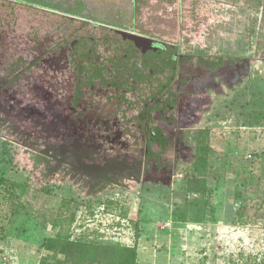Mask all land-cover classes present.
Returning <instances> with one entry per match:
<instances>
[{
    "label": "rangeland",
    "instance_id": "obj_1",
    "mask_svg": "<svg viewBox=\"0 0 264 264\" xmlns=\"http://www.w3.org/2000/svg\"><path fill=\"white\" fill-rule=\"evenodd\" d=\"M97 24L134 25L182 56L168 78L154 73L153 89L123 84L129 99L170 102L152 113L168 140L159 160H145L140 145L120 149L134 157L125 165L88 167V148H75L81 132L52 128L68 114L57 100L74 68L54 76L47 57L84 39L91 59L108 63L116 43L104 44L112 34ZM141 103L113 118L122 139L140 138ZM204 141L212 153L200 172L194 148ZM91 149L100 166L111 159ZM263 175L264 0H0V264L80 263L46 254L65 242L136 245L137 264H260ZM184 208L187 222L174 223Z\"/></svg>",
    "mask_w": 264,
    "mask_h": 264
},
{
    "label": "flooded vegetation",
    "instance_id": "obj_2",
    "mask_svg": "<svg viewBox=\"0 0 264 264\" xmlns=\"http://www.w3.org/2000/svg\"><path fill=\"white\" fill-rule=\"evenodd\" d=\"M97 25L100 29L112 34L111 38L108 37L104 41V44L110 40L116 43L112 49L114 51L113 58H110L108 63L101 64L96 59L92 60L93 48L90 44H84V39H76L69 44L58 45L51 50L47 57L50 59L49 64L54 71V76L59 71L65 72L70 67L74 68V72L68 76L66 81L67 93L64 105L57 100V105L68 111V114L62 120L59 115H56L52 121V128L67 132H81L75 148L78 149L80 146L88 148L84 157L89 162L85 165L88 167L93 165L97 168H113L117 162L125 165L128 163V159L133 160L134 157L130 156L129 158L127 154L121 157L120 149L139 147L140 145L143 146L141 153L145 160H159L164 152L153 157L149 156L147 148L154 143L153 137L156 131L161 132L166 147L168 140L159 125H150L153 123L152 113L155 110L166 113L171 108L170 102L164 97L162 106L155 107L156 105L152 102L156 98L154 93L149 94L147 100L144 99V101L135 98L129 99L126 96L128 88H123V84H126L131 78L133 84L141 83L147 88L153 89L154 73L167 74L166 78H168L170 73L177 72L175 63L182 56L177 57L174 46L166 45L135 32L134 25L128 24L125 27L110 25L106 28L101 24ZM122 33L138 38L132 40ZM87 42L94 43V39L89 38ZM81 55L86 59H80ZM126 73L128 76H125ZM131 89L136 88L130 84ZM161 90H163L162 97L169 95L168 93L164 94L167 90L166 84L162 83ZM157 94L160 93L157 92ZM158 96L156 100L160 98V95ZM138 102H142L143 110L134 117V120L141 135L139 139L131 142L122 139V131L118 129L119 124L113 118L124 103H127L125 106V110H127L138 106ZM91 148L100 151L109 149L111 159L102 157L103 159L98 161L104 160L105 162L100 166L97 159L93 157Z\"/></svg>",
    "mask_w": 264,
    "mask_h": 264
},
{
    "label": "trees",
    "instance_id": "obj_3",
    "mask_svg": "<svg viewBox=\"0 0 264 264\" xmlns=\"http://www.w3.org/2000/svg\"><path fill=\"white\" fill-rule=\"evenodd\" d=\"M137 0H133V6L135 8V2ZM194 139H199V132H196L193 136ZM154 143H152V146L148 147L149 150V156H159V154L165 152L166 150V142L164 141V138L162 137V134L160 131L155 132ZM195 152L197 154L196 156V169L200 172H206L209 166V154L212 153V149L208 146L207 143L199 142L195 146ZM261 179H264L261 177ZM199 189L196 190V192L201 193V187H198ZM171 219L174 223H185L187 222V213L186 209L182 210H175L171 214ZM229 220V218H228ZM206 221V219L200 218L198 222L203 223ZM212 223H216L217 219L212 218ZM103 250L100 248L91 245L90 243H80L76 242L73 244L70 243H64L63 245H51L46 250V254L52 253L54 251H59L62 256V260L64 262H68L69 259H74L77 257V261H80L78 264H137V247L134 245V247H124L121 245H106L102 247ZM76 261V262H77ZM260 264H264V255L262 257V260L260 261Z\"/></svg>",
    "mask_w": 264,
    "mask_h": 264
},
{
    "label": "crops",
    "instance_id": "obj_4",
    "mask_svg": "<svg viewBox=\"0 0 264 264\" xmlns=\"http://www.w3.org/2000/svg\"><path fill=\"white\" fill-rule=\"evenodd\" d=\"M217 222H218V221H217ZM217 222L214 223V224L212 223V225H211V227H210L212 231H213V229H214V226H215V227L218 226ZM218 223H219V222H218ZM230 229L233 230L234 228L232 227V228H230ZM214 240H216V241H214ZM222 240H223V237H220V236H219V237H216V238H214V239L211 240L212 243H210L209 245L211 246V245H213V244L215 243V244L219 247V246H220L219 243H221ZM206 245H207V244H206ZM220 248H222V247H220ZM222 249H223V248H222Z\"/></svg>",
    "mask_w": 264,
    "mask_h": 264
},
{
    "label": "water",
    "instance_id": "obj_5",
    "mask_svg": "<svg viewBox=\"0 0 264 264\" xmlns=\"http://www.w3.org/2000/svg\"><path fill=\"white\" fill-rule=\"evenodd\" d=\"M122 35H127L130 39H132V40H135L136 38H138V37H136V36H134V35H131V34H125V33H122Z\"/></svg>",
    "mask_w": 264,
    "mask_h": 264
}]
</instances>
